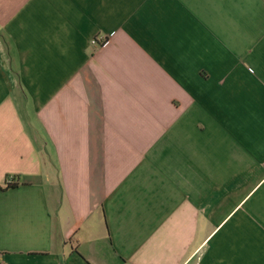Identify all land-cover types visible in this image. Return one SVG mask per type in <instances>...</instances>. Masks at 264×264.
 Segmentation results:
<instances>
[{
  "label": "crops",
  "instance_id": "crops-1",
  "mask_svg": "<svg viewBox=\"0 0 264 264\" xmlns=\"http://www.w3.org/2000/svg\"><path fill=\"white\" fill-rule=\"evenodd\" d=\"M0 259L264 264V0H0Z\"/></svg>",
  "mask_w": 264,
  "mask_h": 264
},
{
  "label": "built area",
  "instance_id": "built-area-1",
  "mask_svg": "<svg viewBox=\"0 0 264 264\" xmlns=\"http://www.w3.org/2000/svg\"><path fill=\"white\" fill-rule=\"evenodd\" d=\"M111 36L112 35H110L108 38H103V39L94 38V39L91 40V43H92L93 46H95L97 48L106 47L109 44V38ZM0 264H5V262L2 259H0Z\"/></svg>",
  "mask_w": 264,
  "mask_h": 264
},
{
  "label": "trees",
  "instance_id": "trees-1",
  "mask_svg": "<svg viewBox=\"0 0 264 264\" xmlns=\"http://www.w3.org/2000/svg\"><path fill=\"white\" fill-rule=\"evenodd\" d=\"M11 186H14V185H11Z\"/></svg>",
  "mask_w": 264,
  "mask_h": 264
}]
</instances>
